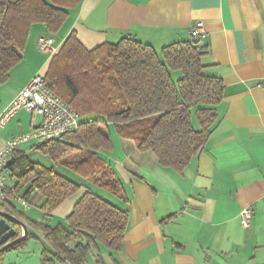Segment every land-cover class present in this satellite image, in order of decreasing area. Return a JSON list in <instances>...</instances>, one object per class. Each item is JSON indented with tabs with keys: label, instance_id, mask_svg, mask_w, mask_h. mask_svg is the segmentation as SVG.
I'll return each mask as SVG.
<instances>
[{
	"label": "crops",
	"instance_id": "obj_1",
	"mask_svg": "<svg viewBox=\"0 0 264 264\" xmlns=\"http://www.w3.org/2000/svg\"><path fill=\"white\" fill-rule=\"evenodd\" d=\"M197 20L205 31L199 43L207 46L202 72L222 85L210 136L176 170L139 152L109 124L111 148L99 154L125 187L128 202L113 201L128 210V225L121 248L102 249L96 264H264V0H82L56 35L33 25L23 58L0 82L1 112L34 75L46 73L54 54L37 49L43 34L54 39L56 50L73 31L87 50L129 35L158 52L188 40ZM40 120L19 111L0 127V150ZM26 146L31 143L18 149L26 152ZM84 191L65 199L45 222L65 224ZM246 207L251 219L243 228L239 215ZM89 262H95L92 255Z\"/></svg>",
	"mask_w": 264,
	"mask_h": 264
},
{
	"label": "trees",
	"instance_id": "obj_2",
	"mask_svg": "<svg viewBox=\"0 0 264 264\" xmlns=\"http://www.w3.org/2000/svg\"><path fill=\"white\" fill-rule=\"evenodd\" d=\"M81 1L0 0L1 83L23 58L31 27L44 24L49 33H56ZM199 39L191 35L157 52L129 35L91 50L75 32L66 37L49 62L45 81L77 111L81 122L60 138L31 145L48 155L53 166L31 161L22 149L10 153L3 209L25 221L28 230L27 238L13 247L38 239L41 264H96L102 249L121 248L128 210L106 194L123 204L128 197L112 164L99 154L111 148L109 124L139 152H151L162 166L183 170L209 138L222 97L219 79L202 72L207 46ZM90 115L96 118L82 120ZM57 165L77 178L58 172ZM81 187L85 191L65 224L46 223L45 218ZM36 196L41 199L35 204L42 212L40 220L14 204L20 197L32 205ZM91 255L94 263L89 262Z\"/></svg>",
	"mask_w": 264,
	"mask_h": 264
},
{
	"label": "built area",
	"instance_id": "obj_3",
	"mask_svg": "<svg viewBox=\"0 0 264 264\" xmlns=\"http://www.w3.org/2000/svg\"><path fill=\"white\" fill-rule=\"evenodd\" d=\"M191 35L198 38L205 35L201 20L195 21ZM36 45L40 52L49 54L56 52L54 39L49 35H40ZM21 110L38 115L41 120L39 124L28 131L8 139L4 148L0 150V211H5L3 205L7 202L6 190L9 182L5 167L8 164L10 153L20 148L24 143H41L60 138L76 130L81 122V116L77 111L47 86L45 74L41 73L34 75L0 112V127L4 126ZM15 201L25 208L28 207V204L20 197L15 198ZM239 217L241 226L247 228L251 219L250 208H243Z\"/></svg>",
	"mask_w": 264,
	"mask_h": 264
},
{
	"label": "rangeland",
	"instance_id": "obj_4",
	"mask_svg": "<svg viewBox=\"0 0 264 264\" xmlns=\"http://www.w3.org/2000/svg\"><path fill=\"white\" fill-rule=\"evenodd\" d=\"M63 34V30L60 31V35ZM56 35V33H55ZM59 50H56L54 55L58 53ZM31 145L36 144L35 142H30ZM26 153L31 161H35L41 163L46 166H53L54 162L49 158L48 155L41 153L39 150L34 149L32 147H25ZM56 170L67 177L72 179H76V175L71 171L68 170L61 165H57ZM14 181H12L13 183ZM103 193V192H102ZM105 194V193H104ZM110 199H114L110 195H107ZM15 207L18 211L26 213L30 216H41V210L35 205L36 202L29 206V210H27L23 205L14 201ZM18 229L19 227L16 226ZM22 243V242H21ZM41 252H42V245L38 239L31 238L25 241L23 244H20L16 247L9 248L0 255V264H41Z\"/></svg>",
	"mask_w": 264,
	"mask_h": 264
},
{
	"label": "water",
	"instance_id": "obj_5",
	"mask_svg": "<svg viewBox=\"0 0 264 264\" xmlns=\"http://www.w3.org/2000/svg\"><path fill=\"white\" fill-rule=\"evenodd\" d=\"M27 235L25 221L9 212L0 211V254L24 241Z\"/></svg>",
	"mask_w": 264,
	"mask_h": 264
}]
</instances>
